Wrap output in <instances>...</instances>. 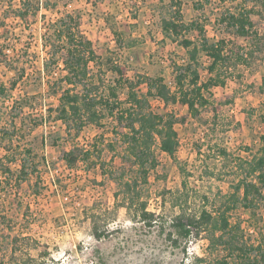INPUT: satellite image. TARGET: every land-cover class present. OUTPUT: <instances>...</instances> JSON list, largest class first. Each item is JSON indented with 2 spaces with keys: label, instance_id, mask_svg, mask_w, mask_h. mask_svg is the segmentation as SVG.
<instances>
[{
  "label": "rangeland",
  "instance_id": "1",
  "mask_svg": "<svg viewBox=\"0 0 264 264\" xmlns=\"http://www.w3.org/2000/svg\"><path fill=\"white\" fill-rule=\"evenodd\" d=\"M22 1L0 0V48L9 54L4 63L0 62V84L8 87L18 80L8 98L0 99V158L10 150L12 141L20 150L31 147L40 165L38 177L23 182L16 197L14 188H8L0 201V222L5 224V229L12 228L10 236H28L32 242L13 245L12 239H8L1 245L0 257L7 264L17 258L32 264H189L192 256L205 255L207 241L202 237L190 241L179 239L171 220L180 213L175 204L181 195H186L183 198L188 199L192 209L211 210L218 206L222 196L244 176L245 162L261 146L264 6L249 0L248 6L256 8L257 23L253 37L244 38L220 21L224 13L235 11L237 5L212 0L204 8L196 9L198 0H182L186 23L203 24L210 42L223 38L242 47L248 60L230 67L225 86L206 93L217 112L210 105L209 110L193 117L181 104L165 105L158 98H150L154 112L176 115L179 146L174 158L160 150L159 142L152 146L158 162L143 186L141 199L156 217V222L149 226L140 221L134 208L123 203L122 195L118 199L115 196L120 186L109 174L112 171L116 176L117 169L122 170L125 165L123 149L112 131L113 121H104L101 127L88 125L77 136L74 132L68 135L66 126L57 119L59 95L54 91L60 86L58 78L66 71L62 64L49 63L47 67L49 49L43 45L42 33L44 20L55 21L73 14L79 18L83 34L94 42L103 70L108 69L106 61L113 58L128 65L131 76L135 72L161 76L176 92V74L171 63L187 62L189 55L162 33L158 23V13L164 9L162 3L160 0H51L57 1L54 10L41 9L27 29L14 13ZM32 2L37 4L38 0ZM187 37L196 45L200 43L196 31ZM198 62L201 81H205L211 61L201 52ZM66 87V84L62 86ZM139 89L144 94L147 92L145 86ZM121 98H126V91L121 92ZM5 131L9 134H4ZM72 148L91 151L96 165L88 168L87 164L79 163L69 169L59 160V155L62 150ZM12 168L17 171L18 166ZM205 197L209 199L208 205ZM256 213L252 217L248 211L241 210L237 216L259 224L264 232V204ZM249 223L245 224L247 229ZM95 229L105 234L102 239L94 237ZM174 240H178L177 246ZM42 245L48 248L46 256Z\"/></svg>",
  "mask_w": 264,
  "mask_h": 264
},
{
  "label": "trees",
  "instance_id": "2",
  "mask_svg": "<svg viewBox=\"0 0 264 264\" xmlns=\"http://www.w3.org/2000/svg\"><path fill=\"white\" fill-rule=\"evenodd\" d=\"M58 1V0H57ZM57 1L23 0L21 7L14 10L29 29L41 9L54 10ZM212 0H198L195 8L201 9ZM220 4L237 5L235 11L228 10L220 17L226 23L227 29L234 31L240 37L252 38L255 31L254 19L256 8L248 6L249 0H218ZM264 6V0H253ZM163 10L158 13L159 25L165 37L177 42L187 50L189 60L183 63L172 61L177 91L174 92L161 76H149L135 72L130 75L128 65L109 58L106 63L108 69L102 68L100 56L97 54L94 42L81 31V22L77 16L67 14L55 21L44 20L42 40L44 47L49 49L48 64L59 66L62 64L66 74L59 80V88L54 94L59 95V104L55 109L57 119L66 126L68 135H79L88 125L101 127L104 121L112 120L113 132L123 149L122 159L124 168L117 169L116 176L110 171L112 179L119 184L120 191L116 193L118 199L123 197V203L134 208L136 216L141 222L151 226L156 222L155 214L143 202V186L148 183L150 171L157 166V159L152 149L153 144L159 142L160 150L175 157L179 142L176 131L177 117L173 113H157L151 108L150 98H158L165 105L181 104L188 109V114L196 117L202 110L217 112L218 108L210 104L206 93L215 87L225 86L226 72L231 66L238 67L247 62L248 55L242 47L227 39L210 42L205 34L204 25L198 21L186 23L183 20L182 0H160ZM227 11V10H226ZM45 17V15H43ZM197 32L200 43L196 45L187 34ZM203 52L211 63L206 68L208 79L201 81L198 55ZM0 62L4 63L8 53L0 48ZM198 66V67H197ZM48 70V68H47ZM51 71V70H50ZM112 74L107 76L106 72ZM18 80L10 86L0 84V99H7L16 88ZM66 84V88L62 86ZM145 86L144 94L139 88ZM264 88V78H263ZM126 91V98L122 100L121 92ZM4 134H9L5 131ZM12 140V139H11ZM261 146L258 152L243 166V177L233 184L231 191L223 195L218 206L209 210L192 209L188 199L183 196L176 202L180 213L173 217L171 226L178 238L190 241L200 239L207 241L205 255L191 257L189 264H264V232L259 224H252L242 220L237 213L248 211L256 217L257 210L264 204V134L260 138ZM10 150L0 158V201L8 188H14L16 197L23 182H30L32 177H38L39 162L31 147H15L10 141ZM95 155L89 150H62L59 160L69 168H76L79 163L96 165L92 158ZM97 157H100L98 155ZM12 165H17L14 171ZM88 167V168H89ZM187 188L186 183L183 184ZM183 192L182 194H184ZM38 195V194H36ZM207 205L209 199L205 197ZM249 223V229L245 224ZM0 222V253L1 245L12 239L11 244L17 245L25 241L31 243L28 236H14L12 228H4ZM259 227V228H258ZM23 235V234H22ZM96 239H102L105 234L93 231ZM173 233L169 234L172 239ZM8 237V238H7ZM178 245V240H174ZM4 243V244H3ZM5 247V246H4ZM44 256L48 255L46 245L41 246ZM15 258L17 247L14 250ZM9 261V264H32L29 261ZM3 256L0 264H5ZM7 264V263H6Z\"/></svg>",
  "mask_w": 264,
  "mask_h": 264
}]
</instances>
